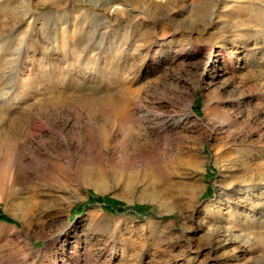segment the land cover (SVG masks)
I'll list each match as a JSON object with an SVG mask.
<instances>
[{
  "label": "rangeland",
  "instance_id": "obj_1",
  "mask_svg": "<svg viewBox=\"0 0 264 264\" xmlns=\"http://www.w3.org/2000/svg\"><path fill=\"white\" fill-rule=\"evenodd\" d=\"M0 264H264V0H0Z\"/></svg>",
  "mask_w": 264,
  "mask_h": 264
},
{
  "label": "bare ground",
  "instance_id": "obj_2",
  "mask_svg": "<svg viewBox=\"0 0 264 264\" xmlns=\"http://www.w3.org/2000/svg\"><path fill=\"white\" fill-rule=\"evenodd\" d=\"M65 32V31H64ZM63 44V43H62ZM64 45V44H63ZM61 58L62 59H64L65 60V55H66V51H65V48L63 49V48H61ZM86 75V74H85ZM84 76V75H83ZM88 76V75H87ZM92 77V76H91ZM245 190L241 193V195H240V197H242V196H244V195H246L249 191H250V187L249 186H246L245 188H244Z\"/></svg>",
  "mask_w": 264,
  "mask_h": 264
},
{
  "label": "trees",
  "instance_id": "obj_3",
  "mask_svg": "<svg viewBox=\"0 0 264 264\" xmlns=\"http://www.w3.org/2000/svg\"><path fill=\"white\" fill-rule=\"evenodd\" d=\"M112 201V200H111Z\"/></svg>",
  "mask_w": 264,
  "mask_h": 264
}]
</instances>
